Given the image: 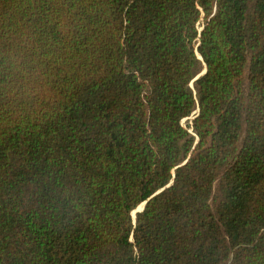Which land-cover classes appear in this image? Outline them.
<instances>
[{
  "label": "trees",
  "instance_id": "obj_1",
  "mask_svg": "<svg viewBox=\"0 0 264 264\" xmlns=\"http://www.w3.org/2000/svg\"><path fill=\"white\" fill-rule=\"evenodd\" d=\"M0 264H264V0H0Z\"/></svg>",
  "mask_w": 264,
  "mask_h": 264
},
{
  "label": "water",
  "instance_id": "obj_2",
  "mask_svg": "<svg viewBox=\"0 0 264 264\" xmlns=\"http://www.w3.org/2000/svg\"><path fill=\"white\" fill-rule=\"evenodd\" d=\"M206 73V69L196 78V79H198L200 76H202V75H204ZM146 203H144L142 206H140L139 208H141V207H144V205H145ZM138 208V209H139ZM136 210V211H139V210Z\"/></svg>",
  "mask_w": 264,
  "mask_h": 264
},
{
  "label": "rangeland",
  "instance_id": "obj_3",
  "mask_svg": "<svg viewBox=\"0 0 264 264\" xmlns=\"http://www.w3.org/2000/svg\"><path fill=\"white\" fill-rule=\"evenodd\" d=\"M141 209H142V207L139 208L138 210L140 211ZM136 212H138V211H135L134 214H133V216H135Z\"/></svg>",
  "mask_w": 264,
  "mask_h": 264
}]
</instances>
